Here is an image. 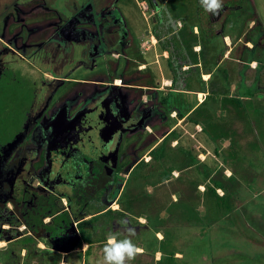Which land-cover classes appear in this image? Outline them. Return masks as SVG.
Masks as SVG:
<instances>
[{
    "label": "rangeland",
    "instance_id": "374dc122",
    "mask_svg": "<svg viewBox=\"0 0 264 264\" xmlns=\"http://www.w3.org/2000/svg\"><path fill=\"white\" fill-rule=\"evenodd\" d=\"M155 1L157 8L148 0H0V70L19 71L22 81L36 86L35 125L47 128L46 122L63 113L76 118L83 111L80 151L95 159L115 151L108 165H123L109 205L119 210L93 226L91 254H85L88 244L83 243L81 249L62 252L58 264H102L107 236L125 238L123 220L136 229L132 240L142 249L130 264H264V0H223L219 15L204 9L201 14L200 0H186L189 27L194 26L207 48L202 69L212 71L202 78L209 86L211 80L229 81L228 90L213 102H205L199 91L196 70L189 74L184 72L188 66L181 67L188 60L180 54L177 32L182 22L168 12V0ZM159 12L172 54L152 34ZM74 20L83 32L79 40L60 31ZM232 94L244 97L243 107L226 103L221 108L224 95ZM109 98L114 99L112 111L127 117L107 140L100 111ZM186 106L189 116L181 118L179 111ZM190 117L199 118L206 130ZM28 138L22 136L6 150L1 163L5 167L17 158L25 160L26 178L38 182L32 163L39 167L36 157L44 148L27 149L35 145ZM158 145L162 154L157 161L148 154ZM141 155L150 163L142 168L136 165ZM49 158L52 176L61 173L70 179L74 168L62 165L58 151H51ZM201 163L219 167L217 172L225 176L224 167H232L231 175L238 180L227 203L208 189L211 169ZM53 186L56 192L76 195L69 184ZM78 190L84 198L82 188ZM18 229L23 232L25 225ZM15 232L0 221V247H11L13 253L9 264H55L39 254L28 260L23 249L28 233L14 241L3 238ZM37 245L45 247L43 241Z\"/></svg>",
    "mask_w": 264,
    "mask_h": 264
},
{
    "label": "trees",
    "instance_id": "16d2710c",
    "mask_svg": "<svg viewBox=\"0 0 264 264\" xmlns=\"http://www.w3.org/2000/svg\"><path fill=\"white\" fill-rule=\"evenodd\" d=\"M149 4L154 8L158 7L155 0H148ZM168 12L174 16L175 20L182 22V25L178 29V37L180 39L181 55L183 59L188 60L183 65L188 66L184 69V72L189 74L196 70L199 81L201 83V88L199 91L208 92L205 102L216 101L221 95L222 91L229 88L230 79L228 70L223 69L226 74L224 83H217L211 80V86H209V81L202 78L204 73H210L211 69L203 70L202 64L208 62L207 48L206 44L202 41L199 34L194 31V26L189 27L186 12L187 1L186 0H168L167 3ZM199 11L204 14L203 8L200 7ZM208 17V15L206 14ZM155 22L153 26L152 34L158 39V42L162 44L165 51H169L170 54L173 53L168 41L163 39V32L161 26H163V17L159 12L155 16ZM203 26V25H202ZM189 27V29H188ZM204 28V27H203ZM207 32V28L204 29ZM199 45L200 49L196 50L195 47ZM179 47V46H177ZM183 51H186L183 53ZM186 54V55H184ZM168 61L172 72L175 74V64L172 62L170 55ZM222 70V69H221ZM188 77V75H187ZM22 76L19 71L15 72L10 69L3 70L0 73V161L4 154L6 157L9 153L11 147L18 142V140L26 135L30 126V113H32V108L36 99V86L32 85V82L28 79L22 81ZM24 79V78H23ZM172 84L175 85L177 82V77L172 78ZM34 84V83H33ZM191 89V88H189ZM167 97H164L163 102H167ZM180 101V99H179ZM244 97L239 95H224L223 103L221 108H227L226 103H231L238 108L243 107ZM204 105L202 103L198 104V107ZM186 106L183 110L179 111L181 118L189 116L186 112ZM191 107V105L189 106ZM197 107V108H198ZM192 108V107H191ZM196 109V108H195ZM194 109V110H195ZM190 121H194L196 125L200 124V119L197 117H190ZM201 130H206V125L201 126ZM175 134V129L170 131ZM167 139V136L164 140ZM13 148V147H12ZM4 152V153H3ZM149 154L152 156L153 160H159L162 154V146L158 145L154 147ZM216 154H219V149L216 148ZM88 162V161H87ZM81 164V161H79ZM87 166L90 163H86ZM149 161L142 159L136 165L138 167H145L149 165ZM200 165H204L201 163ZM79 166V165H78ZM199 166V165H197ZM208 167L206 164L204 165ZM117 170H122L123 166H117ZM1 168V166H0ZM219 167H208L211 169V175L208 178L212 180L210 185L208 184V189L215 196V198L222 202L227 203L228 197L231 195L230 187L237 181L234 176L227 177L223 173L219 175L217 169ZM95 176L97 177V182L99 183V177L102 175L101 169L95 168ZM20 172V167H16L9 172V176L4 177L0 173V184H5L6 191L4 196L0 197V221L3 223H8L15 228L16 232L11 233L8 237H3L6 240H17L23 238L24 233H28V237L24 239L23 249L27 251L25 256L28 260L34 259V257L39 254L41 257L46 258L48 261H53L58 264V260H62V252H70L74 249H81L83 243L88 244V248L85 250V254L90 255L93 248V226L103 219L104 215L118 212L119 209H112L109 203L113 200L116 183L115 181L108 180L105 182L103 178L99 185L93 190H90L92 197H97V200L82 199L80 201L76 200L73 195L62 193L56 195L54 193H46L44 190H37L34 194L31 193L28 184H25L24 189L21 194L17 195L14 189V180L17 174ZM222 172V171H221ZM220 172V173H221ZM92 174V171L90 172ZM89 182L90 185H94L93 181ZM96 184V182H95ZM219 189L226 190L222 195L218 193ZM106 194V196L104 195ZM77 194V191H76ZM96 195V196H95ZM62 197H67L70 203V209L67 205L62 202ZM75 201V203H74ZM109 201V203H108ZM9 202L13 203V207L9 206ZM79 206L80 211L77 209ZM74 209L78 210L75 211ZM48 219V220H47ZM20 225H25V231L21 232L18 227ZM24 236V235H23ZM25 237V236H24ZM38 241H43L45 247H39ZM10 248L0 247V264H9L13 260V253ZM21 250V248H20ZM19 250V251H20ZM58 258V260H57ZM40 261L41 259L38 258ZM42 261L40 262V264ZM27 264H31L27 261Z\"/></svg>",
    "mask_w": 264,
    "mask_h": 264
},
{
    "label": "flooded vegetation",
    "instance_id": "af4514ba",
    "mask_svg": "<svg viewBox=\"0 0 264 264\" xmlns=\"http://www.w3.org/2000/svg\"><path fill=\"white\" fill-rule=\"evenodd\" d=\"M67 22V21H66ZM76 21L74 20V23H67L63 24L60 28V31L62 35H65L66 37L70 38H75V40L80 39V35L83 34V32L79 31L76 29ZM89 32H85V35ZM61 44L59 43V46ZM169 52V51H168ZM1 72V70H0ZM3 72V70H2ZM1 72V73H2ZM117 79V78H116ZM118 80V79H117ZM117 85L123 84V83H116ZM36 100V99H35ZM111 102H114V99H108L106 103L103 102L104 104L110 108V113H107L105 108H102V111H100V117L104 121V125L102 126L101 133L102 135H105V132L107 131L104 130V128L111 127V128H120L123 127V121H126V117L123 113L121 114L120 110L118 115L114 113L111 109ZM35 104V103H34ZM34 108V105H33ZM33 108H32V113H30V126L28 132L26 133L28 139L30 137L34 139L35 145H30L28 146L27 149L31 150H39L41 147H43V155L38 154L36 158H40V163L38 168H34V163H32V172H35V176L37 179H39L38 182H35L33 179H27V173H29V168L26 169L24 163L26 162L25 160L22 161L21 159L17 158L14 160V162H11L10 165L8 166H3L1 161H0V173L4 177L9 176V172L11 170V173L13 169L16 167H20V172L17 174L15 180H14V189L15 193L17 195L21 194L22 190L25 187V184H28L30 187L31 193L37 192V190H44L46 193H54L56 195H60L62 193L56 192L52 190L51 187L53 186V183L57 184H69L73 187V190L76 189L77 194H70L73 195V197H76L77 201H80L82 199H90L91 200H97V197H92V193L90 190H93V187L95 188L96 186L99 185L100 181L104 178L105 182L106 181H115L116 186H118V181L119 179L116 176V173L121 170H117L116 167H112L109 164V159L114 158V153L115 151H112L108 155H103L102 157L95 159L92 156L87 155L86 153H83V151H80L79 143L82 141V133L84 132V125L83 122L86 118L85 112L79 111L80 113V119L76 120L74 124L76 123V127L73 128L74 124H71V121L73 120L74 116L69 117L67 113H63L62 115H59L58 117L54 118L53 120H50L49 122H46L47 128H43L41 125L36 126L35 122L36 119L33 115ZM66 112V110H65ZM77 114V113H76ZM62 125V128H60ZM33 126H36L33 128ZM44 126V125H43ZM45 146V147H44ZM53 151H58L59 155L61 156V162L62 165L65 167H72L74 168V173L71 174L70 179H67L63 177L61 173H57L56 175L52 176V159L49 158L50 152ZM150 157H152L150 154H148ZM109 158V159H108ZM7 158L5 157L4 160ZM144 159L143 155L139 157V161ZM3 160V164H4ZM38 159H35L37 161ZM81 161V164L79 163ZM88 161V162H87ZM138 161V162H139ZM43 162V163H42ZM137 162V163H138ZM86 163H90L88 166ZM121 163V162H120ZM136 163V164H137ZM79 165V166H78ZM95 168L101 169L102 175L99 177V183L97 182V174L95 171ZM92 171V174L90 173ZM115 171V172H114ZM80 180L81 182H77ZM93 181L94 185H90L89 182L85 183L84 181ZM17 181L21 182V187L17 189L15 187V184ZM40 182V183H39ZM96 182V184H95ZM6 185L5 184H0V197L2 195L4 196L3 193H5ZM82 188V191L85 196L84 198H81V193L78 190V188ZM117 188V187H116ZM80 193V194H79ZM68 194V193H65ZM106 196V194L104 193ZM96 196V195H95ZM66 198L67 202L65 203L67 205V208L70 209V203L67 197H62ZM114 199V198H113ZM112 202V201H111ZM109 203V205L111 204ZM75 203V201H74ZM11 206L13 207V203L9 202ZM25 231V230H24ZM23 231V232H24ZM26 234V233H24Z\"/></svg>",
    "mask_w": 264,
    "mask_h": 264
},
{
    "label": "clouds",
    "instance_id": "9594fccd",
    "mask_svg": "<svg viewBox=\"0 0 264 264\" xmlns=\"http://www.w3.org/2000/svg\"><path fill=\"white\" fill-rule=\"evenodd\" d=\"M200 4L206 12L213 15H219L223 9V0H200ZM121 224L124 225L125 238L119 239L117 234L112 233L107 236L102 249V264H130L142 252L132 240L136 229L130 226L127 220L121 221Z\"/></svg>",
    "mask_w": 264,
    "mask_h": 264
},
{
    "label": "water",
    "instance_id": "95a60500",
    "mask_svg": "<svg viewBox=\"0 0 264 264\" xmlns=\"http://www.w3.org/2000/svg\"><path fill=\"white\" fill-rule=\"evenodd\" d=\"M105 110L107 113H110V108L107 106V104L105 105ZM80 119V115H78L76 118H74L72 121H71V124H74V122H76V120ZM76 123L74 124L73 128L76 127ZM62 128V125L61 127ZM108 129L109 133L107 134V140H110L113 136V133L115 132L116 129L118 128H111L110 126L109 127H105L104 130Z\"/></svg>",
    "mask_w": 264,
    "mask_h": 264
},
{
    "label": "crops",
    "instance_id": "0c3cea01",
    "mask_svg": "<svg viewBox=\"0 0 264 264\" xmlns=\"http://www.w3.org/2000/svg\"><path fill=\"white\" fill-rule=\"evenodd\" d=\"M155 37V36H154ZM197 46H199V45H197ZM198 50V49H197ZM144 65V64H143ZM202 92V91H201ZM204 94H205V96H207V93L208 92H203ZM198 126H200L201 127V125L200 124H198ZM204 149H206V154H208V153H211V151L207 148V147H204ZM204 154H205V152H204ZM218 155V154H217ZM216 155V156H217ZM224 164V163H223ZM231 168L232 167H230V166H226V167H224V173H225V171H226V176L227 177H230L231 176V174H232V172H231ZM229 172H231V173H229ZM237 180H238V178H237ZM24 250H25V248H24Z\"/></svg>",
    "mask_w": 264,
    "mask_h": 264
},
{
    "label": "bare ground",
    "instance_id": "6f19581e",
    "mask_svg": "<svg viewBox=\"0 0 264 264\" xmlns=\"http://www.w3.org/2000/svg\"><path fill=\"white\" fill-rule=\"evenodd\" d=\"M209 75V74H208Z\"/></svg>",
    "mask_w": 264,
    "mask_h": 264
}]
</instances>
